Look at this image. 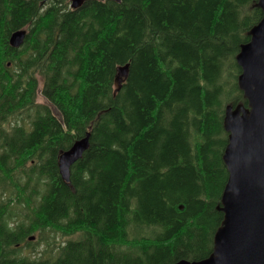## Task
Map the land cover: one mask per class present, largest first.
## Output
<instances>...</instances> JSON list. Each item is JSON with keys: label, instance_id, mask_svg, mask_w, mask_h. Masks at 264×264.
<instances>
[{"label": "trees", "instance_id": "16d2710c", "mask_svg": "<svg viewBox=\"0 0 264 264\" xmlns=\"http://www.w3.org/2000/svg\"><path fill=\"white\" fill-rule=\"evenodd\" d=\"M38 2L0 1V264L207 258L224 217V108L247 106L236 55L263 16L255 0ZM88 132L69 186L60 153ZM50 231L79 238L22 255Z\"/></svg>", "mask_w": 264, "mask_h": 264}, {"label": "water", "instance_id": "95a60500", "mask_svg": "<svg viewBox=\"0 0 264 264\" xmlns=\"http://www.w3.org/2000/svg\"><path fill=\"white\" fill-rule=\"evenodd\" d=\"M85 1L72 0L71 6L77 8ZM255 6L262 10L263 17L249 31L250 41L242 44L236 55L241 67L238 87L247 106L228 104L223 120L228 133L223 154L228 180L218 210L224 217L207 258L182 259L175 264H264V0H257ZM27 34L23 29L15 31L10 45L19 49ZM130 66L117 67L119 89L130 74ZM91 136L88 132L60 153V175L69 186L71 168L90 148Z\"/></svg>", "mask_w": 264, "mask_h": 264}, {"label": "rangeland", "instance_id": "374dc122", "mask_svg": "<svg viewBox=\"0 0 264 264\" xmlns=\"http://www.w3.org/2000/svg\"><path fill=\"white\" fill-rule=\"evenodd\" d=\"M72 1V0H70ZM38 103L40 104H45L48 105L52 111L57 112L56 108L54 106H52L49 102H47L41 95V93H39L38 95ZM31 240H30V244L27 245V243H23L21 244L22 247V255L23 256H29V253L31 252L32 257H34L35 259L40 258L42 255H53L55 253L58 252V248L60 243L65 242L66 240L70 239H78L79 235H75L73 237H69V238H63L60 234H57L53 231L50 232H46L42 235L38 234V232L33 233L30 236Z\"/></svg>", "mask_w": 264, "mask_h": 264}, {"label": "flooded vegetation", "instance_id": "af4514ba", "mask_svg": "<svg viewBox=\"0 0 264 264\" xmlns=\"http://www.w3.org/2000/svg\"><path fill=\"white\" fill-rule=\"evenodd\" d=\"M1 1V0H0ZM6 1V0H5ZM58 2H60V4L58 5V10L60 11V12H63V7L65 6V3H67L68 2V0L66 1V0H57ZM71 3H72V1H71ZM86 3V2H85ZM52 4V0H39V2H38V8H39V12H43V10L44 9H46L48 6H50ZM1 10H2V8L0 7V13H1ZM74 10V9H73ZM8 16V13L5 11L4 12V19L6 18ZM31 236V235H30ZM30 236L28 237V240L30 241ZM24 242H22L21 244H23ZM25 243H27V241H25ZM21 244L19 245L20 247H21ZM22 248V247H21ZM30 255H32V253L30 252L29 253V257H31V259H33V260H35V256L34 257H32V256H30Z\"/></svg>", "mask_w": 264, "mask_h": 264}, {"label": "bare ground", "instance_id": "6f19581e", "mask_svg": "<svg viewBox=\"0 0 264 264\" xmlns=\"http://www.w3.org/2000/svg\"><path fill=\"white\" fill-rule=\"evenodd\" d=\"M87 1H89V0H87ZM87 1H85V2H87ZM98 1L105 2V1H107V0H98ZM85 2H84V3H85ZM84 3H83V4H84ZM83 4H82V5H83ZM82 5H81V6H82ZM81 6H79V7H81ZM79 7H77V8H79ZM72 8H73V7H72ZM77 8H73V9H77Z\"/></svg>", "mask_w": 264, "mask_h": 264}]
</instances>
